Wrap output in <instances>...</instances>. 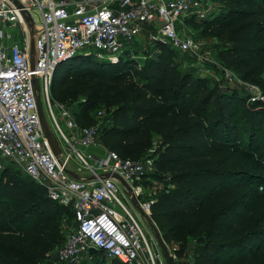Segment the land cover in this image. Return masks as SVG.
Segmentation results:
<instances>
[{
    "label": "trees",
    "instance_id": "obj_1",
    "mask_svg": "<svg viewBox=\"0 0 264 264\" xmlns=\"http://www.w3.org/2000/svg\"><path fill=\"white\" fill-rule=\"evenodd\" d=\"M218 2L204 20L186 24L202 23L220 42L221 64L264 97V0ZM171 50L137 49L135 55L151 56L141 69L131 56L116 65L72 59L56 68L51 92L69 99L68 107L78 103L72 115L82 127L96 126L90 112L105 107L98 141L123 159L141 160L160 139L150 217L163 240L177 245L178 257L192 264H264V102L181 73ZM23 176L8 167L0 173V264H20L6 251L41 264L63 241L60 221L48 212L60 205ZM60 207L73 223L71 209ZM99 258L108 260L100 251L89 255Z\"/></svg>",
    "mask_w": 264,
    "mask_h": 264
},
{
    "label": "built area",
    "instance_id": "obj_2",
    "mask_svg": "<svg viewBox=\"0 0 264 264\" xmlns=\"http://www.w3.org/2000/svg\"><path fill=\"white\" fill-rule=\"evenodd\" d=\"M214 4L211 0H0V170L1 160L11 161L42 186L52 202L71 209L73 224L57 249L58 264H82L89 249L120 264L165 261L151 251L146 234L122 200L133 207L135 198L145 219L151 221L153 202L141 198L153 159H123L99 146L98 126H80L70 110L53 101L56 68L84 55L94 54L111 63L133 57L143 33L152 47L164 44L182 54L196 53L198 46L190 36L180 35L176 23L191 17L202 21L218 8ZM35 11L40 15L37 37ZM33 79L39 84L49 129L60 139L59 160L40 124ZM255 100L264 102V97L255 94L250 101ZM97 147L103 149L102 155L89 152ZM109 174L119 176L132 194L127 195L117 180L106 178ZM176 249L169 250L173 264H192L178 257Z\"/></svg>",
    "mask_w": 264,
    "mask_h": 264
},
{
    "label": "rangeland",
    "instance_id": "obj_3",
    "mask_svg": "<svg viewBox=\"0 0 264 264\" xmlns=\"http://www.w3.org/2000/svg\"><path fill=\"white\" fill-rule=\"evenodd\" d=\"M211 1H213L218 6L219 0H211ZM212 15L213 14H211L210 16ZM33 17L36 23V25L33 26L34 36L37 37L40 32V28L38 27V25L40 24V15L37 11H35L33 13ZM197 22H201V21H197ZM201 24L199 23L195 25H188L186 24V20L181 22V24L176 23V27L178 31L180 32V35L190 36L194 40L196 45L198 46L196 53H192V54H189V53L182 54L176 50H171L172 52L171 56H172L173 63L179 69V71L181 73H185V72L191 73L193 76H201L202 78L206 79L209 82L210 87H215L220 91L230 90V92H236L243 99L245 97L250 98L254 96L255 94H260L259 87L256 84H248V85L253 86L254 88L253 90L249 89L246 83H243L239 80V77L235 73V71L229 68H226L221 64V62L218 59V53L220 50V47H219L220 42L217 39L209 36L204 31ZM147 36H148L147 33L146 34L143 33V35L141 36L139 46L137 47V49H139L140 52H143L144 50L148 49L149 44L147 41V38H148ZM77 58H86V59L95 61L100 64L102 63L107 64V62H105L104 59H100L94 54L78 56ZM129 58L131 61H133V64L137 69H141L144 67L148 59L151 58V56H149L147 53L145 54L139 53ZM120 61L121 59H119L117 62H114L115 64L111 62L110 63L112 65H116ZM51 96L54 102H56L57 104H61L62 106H65L68 110H70V112L73 115H75V117H77L78 112L76 110V106L78 103L72 104L71 107H68L69 99L65 98V96L59 99L55 91L51 92ZM64 98L65 100H62ZM80 102L82 103L83 101L80 100ZM99 112L102 113L101 116L98 115ZM108 115L109 114L107 113L105 107H103L101 104H98L90 112V116L94 120V124L100 127L105 123V120L108 119ZM56 117L59 120L58 113H56ZM47 122H48V119H47ZM59 122L62 128L64 129L63 127L64 123L61 120H59ZM64 131L66 132L65 129ZM58 141L60 142L59 137H58ZM159 142H160V139L155 138L153 149L144 153V155L141 158L142 161L152 160L154 158V150ZM97 144L99 146H102L100 141H97ZM1 164H2V168L0 170V173L4 168L8 167L14 173L18 174L20 177L25 178L23 176L24 174L20 171V169L11 161L1 160ZM146 172L147 173L145 174L144 180H143L145 184L143 187V192H144L143 198L144 199L141 198V201L149 202V201H153V199L156 197L155 189L158 187V185L151 179V175L155 172V169L148 168ZM122 200L131 210L132 214L136 217L141 228L146 234L151 251L155 255L159 254L157 242L153 236L150 226L147 223V220L140 214L138 210L130 206L126 200H124L123 198ZM48 212L50 215L55 216L60 221V231H61V236L63 238V241L61 243L62 245L67 235L69 234L70 229L72 228V224H73L72 220L69 219L64 214L63 208H61L60 206L56 204H52ZM196 241L197 240H195L194 238L190 241V247L188 249L189 250L188 252L190 254L192 253L193 251L192 249L196 245ZM166 245L168 247V250H173L175 248V245L172 242L166 243ZM59 246L54 248V250H52L50 254L49 259L42 262L41 264H58V262L56 261V252ZM6 254L8 256H11L14 261H17L20 264H28L26 261H22L21 257L13 252L6 251ZM82 264H115V263H111L109 260L106 261L105 259H100V258L96 260L95 259L91 260L89 259V257H86V258L84 257L82 259Z\"/></svg>",
    "mask_w": 264,
    "mask_h": 264
},
{
    "label": "water",
    "instance_id": "obj_4",
    "mask_svg": "<svg viewBox=\"0 0 264 264\" xmlns=\"http://www.w3.org/2000/svg\"><path fill=\"white\" fill-rule=\"evenodd\" d=\"M28 20V19H27ZM30 64H31V68L33 69L34 66V39L32 37L31 39V56H30ZM33 85H34V89L36 92V103H37V112H38V116H39V120H40V124L41 127L43 129L47 144L49 146V149L51 150L53 156L59 160V155L61 154V149L59 146V143L56 139V137L53 135V133L51 132V130L49 129L47 120L45 118V114H44V110H43V105L40 99V93H39V84L38 81L36 79H33ZM111 177L112 179L117 180L118 182H120L125 189L127 190V195L132 194L131 189L127 186V184L117 175H106V178ZM132 204L133 207L138 210L140 212V214L144 217L145 215L143 214V212L141 211V209L139 208V205L136 201L135 198H132ZM148 225L150 226L153 236L157 242V246H158V251L159 253L162 255L165 264H173L172 262V258L170 256L168 247L165 243V241L163 240V237L160 233V231L157 229V227L153 224V222H151L150 220L146 219ZM96 250L95 249H89V254H93L95 253Z\"/></svg>",
    "mask_w": 264,
    "mask_h": 264
},
{
    "label": "crops",
    "instance_id": "obj_5",
    "mask_svg": "<svg viewBox=\"0 0 264 264\" xmlns=\"http://www.w3.org/2000/svg\"><path fill=\"white\" fill-rule=\"evenodd\" d=\"M89 152L92 154H96V155H102L103 149L101 147H97V148L91 149ZM175 247H177V245H175Z\"/></svg>",
    "mask_w": 264,
    "mask_h": 264
}]
</instances>
